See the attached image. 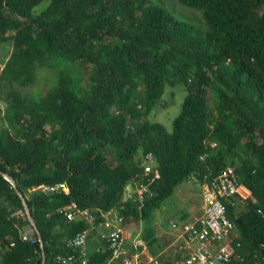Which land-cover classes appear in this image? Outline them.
Returning <instances> with one entry per match:
<instances>
[{"label": "trees", "instance_id": "obj_1", "mask_svg": "<svg viewBox=\"0 0 264 264\" xmlns=\"http://www.w3.org/2000/svg\"><path fill=\"white\" fill-rule=\"evenodd\" d=\"M43 1L0 0V43L11 42L0 64V264L42 258L38 237L22 238L18 191L44 264H59L67 240L96 227L59 209L117 206L142 180L147 152L159 178L139 210L125 203L126 224L148 219L182 182L210 184L232 166L242 189L223 201L239 235L226 264H264V0H47L37 11ZM51 59L68 67L44 94L22 95L16 86L34 84ZM176 84L186 94L168 132L149 116ZM58 182L69 191H29Z\"/></svg>", "mask_w": 264, "mask_h": 264}, {"label": "built area", "instance_id": "obj_2", "mask_svg": "<svg viewBox=\"0 0 264 264\" xmlns=\"http://www.w3.org/2000/svg\"><path fill=\"white\" fill-rule=\"evenodd\" d=\"M153 154L147 152L142 157L145 164L141 172L142 180L129 182L123 192L122 201L117 206L108 210L94 212L88 208H79L72 202L68 206L60 208L68 220H86L95 224L99 231V238L104 242L102 251L108 254L104 261H91L90 254L86 250L89 232H78L73 238L68 239L66 247L69 252L56 255L59 264H226L235 255L234 240L239 237L234 223L227 214L226 203L232 204L237 200L235 196L242 186L236 181L234 168L229 166L215 176L211 183H203L201 213L181 222H172L171 228L176 231L177 239L182 241L174 251V258L168 259L161 254L143 257L141 238L132 240L133 251H126V218L120 210L126 208L129 201L133 207L140 209L145 198L151 193L153 183L159 178L157 168L151 164ZM194 181V178H190ZM198 180H196V183ZM41 190L44 193L68 192V186L64 182L53 185L40 184L31 187L29 191ZM234 205V204H233ZM132 217L130 216V219ZM23 239H28L22 233ZM35 239L32 238V242ZM239 246V243H236ZM13 245V243H10ZM3 248L0 246V251Z\"/></svg>", "mask_w": 264, "mask_h": 264}, {"label": "rangeland", "instance_id": "obj_3", "mask_svg": "<svg viewBox=\"0 0 264 264\" xmlns=\"http://www.w3.org/2000/svg\"><path fill=\"white\" fill-rule=\"evenodd\" d=\"M47 0L43 1L40 5L36 6L35 9L38 11L42 6L47 4ZM184 12L185 9L187 10V15L190 17L192 16L195 19H198L200 14L188 7L181 6ZM11 51V42L0 43V64L8 57ZM50 66L49 67H41L37 73V80L34 84L20 87L16 86L20 93L27 97H37L41 94H44L47 89H49L55 82V75L57 70L61 68H67V63L60 62L58 60H49ZM186 94L184 87L181 84L176 85H166L164 94L162 96V106L156 107L152 114L149 116V119L153 122H159L165 125L168 132L172 130V121L174 117L178 114L183 98ZM209 103L213 106V99L211 93L208 92ZM6 106L2 101H0V108L3 109ZM6 122L2 115L0 114V127L5 126ZM109 157L111 154L108 155ZM143 157V156H142ZM141 157V165L143 169L145 164L142 162ZM154 158V155H153ZM112 162V158H109ZM153 167L157 168L156 160L154 158L152 164ZM158 170V169H157ZM143 171V170H142ZM196 182V180H194ZM190 179V181H184L179 184L173 194L166 198L164 203L156 210H154L151 216L148 219H139L136 221L135 219L131 218L128 221V224H125V234L127 233L139 234L140 238L144 241L149 236V229L154 227V220H160L167 229L172 231L171 228L172 222H181L182 220V213L183 211L189 212L193 211V214L196 213L198 207L200 206V193H202V186L201 184H196ZM186 194L183 192L186 191ZM184 190V191H183ZM202 203V198H201ZM194 217V216H193ZM190 218V217H189ZM144 230L143 236L141 235L140 230ZM174 231V230H173ZM135 234V235H136ZM134 235V236H135ZM177 239V233H175ZM145 238V239H144ZM179 240V239H177ZM180 241V240H179ZM147 245V243H145ZM177 247V245H176ZM87 250V247H86ZM88 252V251H87Z\"/></svg>", "mask_w": 264, "mask_h": 264}, {"label": "crops", "instance_id": "obj_4", "mask_svg": "<svg viewBox=\"0 0 264 264\" xmlns=\"http://www.w3.org/2000/svg\"><path fill=\"white\" fill-rule=\"evenodd\" d=\"M187 191L188 189H186V191H184L183 193L186 194ZM199 197H200V206L198 207L196 213L193 214L192 210L189 212L183 211L182 220L188 219L189 217L192 218L193 216H197L201 213V206H202L201 193ZM148 229H149V233L151 236L146 238L145 241L141 239L144 245L139 247V250L142 251L143 257L161 254L162 257L173 259L174 251L177 249L176 245L182 243V241L180 242L179 240L176 239V235H175L176 231L168 230L167 226L161 223L160 220H154V227L148 228ZM88 232H89V235H88V240H87V245H86L88 253L92 255L96 252H101L104 242L101 241L99 238L98 228L96 227L92 228L88 230ZM140 232H141V235L143 236L144 230L142 229L140 230ZM135 234H133L132 236L131 233L129 232L127 233L126 247H125L126 251L132 252L133 251L132 240L136 237L140 238L139 234H136V235ZM145 243H147V245H145Z\"/></svg>", "mask_w": 264, "mask_h": 264}, {"label": "water", "instance_id": "obj_5", "mask_svg": "<svg viewBox=\"0 0 264 264\" xmlns=\"http://www.w3.org/2000/svg\"><path fill=\"white\" fill-rule=\"evenodd\" d=\"M4 175H5V177L7 179L11 180L9 178V176H7L6 174H4ZM12 183H13V181H12ZM13 185H14V183H13ZM18 194H19V196L21 197V199H22V201L24 203V206H25V209H26V213H27V216H28V220H29V223L23 228V232L27 235V237H34V236L38 237V239L33 242V245L35 246L36 249H40L41 250L42 258L38 262L40 264H44L45 263V254H44V250H43V243H42L40 235H39V231H38L37 226L35 225V223H34V221L32 219L30 211H29V209H28V207L26 205V201H25L24 196L19 191H18ZM3 199H4V196H2L0 198V202H2Z\"/></svg>", "mask_w": 264, "mask_h": 264}]
</instances>
